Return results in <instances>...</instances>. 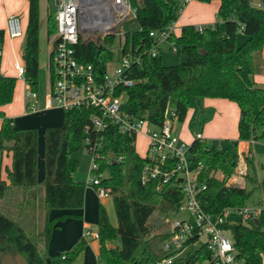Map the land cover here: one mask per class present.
<instances>
[{
    "label": "trees",
    "instance_id": "16d2710c",
    "mask_svg": "<svg viewBox=\"0 0 264 264\" xmlns=\"http://www.w3.org/2000/svg\"><path fill=\"white\" fill-rule=\"evenodd\" d=\"M128 1L136 10L135 18L122 22L117 28L118 32H124L119 38L122 54L130 55L134 61L128 77L137 81L134 87L125 90L127 112L136 119L145 118L150 124L160 126L170 98L175 100L173 109L178 122L184 121L193 99L221 98L235 103L240 112L237 139L227 140L222 151L211 150L205 141L195 139L190 151L195 157L194 163L202 164V177L206 178V190L200 194L203 210L218 215L225 208L244 207L249 193L244 188L227 185L226 180L236 171L238 143L264 139V85L256 84L253 79L264 70V9L255 7L249 0H217V18L223 27L216 22L204 26L201 33L194 26L182 27L178 36H171L170 42L178 48L184 61L178 63V69L169 70L162 67L160 54L151 56L153 40L149 32L173 23L183 8H179L174 0ZM51 8L53 14L48 13L46 18L47 39L56 33V9ZM39 30V0H28L24 78L34 91L39 70ZM239 31L245 36L240 45L236 42ZM4 37L5 31L0 29V40L4 41ZM114 39V35H110L98 41H84L80 36L74 47L76 58L99 72L101 63L112 60L110 48ZM16 81L14 77L0 74V152L8 151L12 155L11 169L7 173L9 182L0 180V201L6 198L8 191L19 189L24 192L25 207L34 204L37 198L38 133L32 128L16 129L13 118L2 111L13 100ZM93 113V109L63 112L61 126L45 131V247L52 230L67 219L61 215L48 220V213L83 207L86 185L72 178L79 164L72 155L82 146L87 136L85 127ZM90 136L101 140L100 155L95 160L97 169H91V173L94 176L107 174L100 185L113 201L117 220V225L112 226L105 209L99 206L96 264H153L168 257L170 254L162 251L160 244L170 237L169 232H164L165 217L177 212L183 201L177 178H170L167 183L158 179L142 183L143 169L150 163L137 154L136 137L118 136L113 125ZM217 172L221 173V180L215 177ZM0 225L7 228L0 231V251L20 254L29 264H45L35 242L30 243L31 257L17 247V237H27L17 220L0 213ZM115 240L118 244H111ZM193 241L190 239L189 243ZM233 242L243 264H261L264 213L258 223L237 224ZM85 246L86 240L80 239L70 251L52 257V264H72ZM140 249V257L136 259ZM207 258L209 253L202 244L193 254H187L174 264H196Z\"/></svg>",
    "mask_w": 264,
    "mask_h": 264
},
{
    "label": "built area",
    "instance_id": "2783aa9c",
    "mask_svg": "<svg viewBox=\"0 0 264 264\" xmlns=\"http://www.w3.org/2000/svg\"><path fill=\"white\" fill-rule=\"evenodd\" d=\"M55 4L56 33L47 39L48 45V87L43 97V108L60 109L63 112L74 109H93L90 122L85 127L87 136L83 140L84 146L92 158V169H97L95 160L99 158L101 140L90 136L99 133L109 125L116 128L118 136H135L142 132L146 138V158L150 165L143 169L141 182L158 179L167 183L176 177L177 186L182 192L183 201L179 210L169 214L168 232L170 237L160 244L162 251L170 255L153 264H174L187 254H193L199 245L204 244L209 258L196 264H243L234 247L233 229L237 224H248L258 221L264 213V207L225 208L218 215L205 212L201 206L200 194L206 190V178L202 177V164L194 163L195 157L190 151L191 144L178 138L174 133V123L177 121L173 108H167L160 126H154L147 119H136L131 116L122 97L125 90L134 87L136 80L130 79L128 73L134 62L130 55L122 54L117 60L116 50L110 48L112 60L119 64L111 76L107 74L105 66L111 62L101 63L100 71L96 72L92 65L79 62L75 55V46L84 33L98 32L97 39L87 38L84 41H98L106 36L114 35L121 39L124 32L117 28L124 21L135 18L136 10L128 0H53ZM193 0H174L179 8H184ZM200 1V0H199ZM57 3V4H56ZM261 7V4L258 5ZM179 12H181L179 10ZM174 23L160 30L149 32L153 40L151 56L159 54V45L169 44L170 51L177 53L178 48L170 42L175 33ZM195 30L203 32L204 26H196ZM5 36L18 39L24 35V28L19 16L12 14L7 18ZM115 43V42H114ZM3 41L0 40V57ZM137 64H140L138 60ZM13 69L18 78L23 79L25 66L21 61H14ZM27 83V82H26ZM119 92V93H118ZM127 98V97H126ZM25 114L36 113L40 110L38 93L27 86L23 93ZM195 139L202 140L201 134ZM103 174L94 176L89 186L99 199H105L107 192L101 187ZM159 188V187H158ZM183 211L186 215L175 220L173 214ZM86 227V236L98 239V233H92ZM190 239H194L189 243ZM62 258H64L62 256Z\"/></svg>",
    "mask_w": 264,
    "mask_h": 264
},
{
    "label": "rangeland",
    "instance_id": "374dc122",
    "mask_svg": "<svg viewBox=\"0 0 264 264\" xmlns=\"http://www.w3.org/2000/svg\"><path fill=\"white\" fill-rule=\"evenodd\" d=\"M217 0H212L210 2H202L206 5H210L209 7H214L217 5ZM196 2H201L199 0H193L192 2H190V4L192 3H196ZM190 4L186 5V7L183 8V10L185 8H187L188 6H190ZM252 4L257 7L260 8L258 5L262 4L263 6L261 8L264 9V0H253ZM55 8V4L53 0H39V15H40V30H39V56H38V61H39V70H38V74H37V88H36V92L38 93L39 99H40V103L39 106L40 108H43V97L45 96V94L47 93V87H48V45H47V36H46V18H47V14L50 13L51 15L53 14V10L52 8ZM180 14V13H179ZM178 14V16H179ZM16 15V14H15ZM17 16H19L20 20H21V24L24 27V17H22V15L18 14ZM178 16L175 18L174 22H176V20L178 21ZM214 17H215V22H219V26L222 28L223 25L222 23L218 20L217 18V12L214 13ZM212 23H207L204 25H211L214 24ZM201 24V21L196 19L194 22V25H198ZM196 27V26H194ZM98 32H87L84 33L83 36L81 35V38L87 39V38H92V39H97L98 37ZM6 37V36H5ZM236 42L238 45L242 44L245 41V36L242 34L241 31H239L237 33V37H236ZM119 46V39L115 40V43L113 45V49L116 50ZM25 52V47H23V50H21L22 55ZM19 52V55L21 54ZM159 54L161 56V64L162 67L164 69H178V63L179 62H183L184 61V57L183 55L178 51L177 53H172L170 51V45L169 44H161L159 45ZM22 56H20L21 58ZM23 60V58H22ZM0 72L2 75L4 76H8V75H13L14 71H13V67H12V63L14 61V57L11 55H4L2 56L1 60H0ZM119 67V64L116 61H111L109 62L106 66L105 69L107 71V74L109 76L112 75V73L115 71L116 68ZM27 86V83L25 81V78L23 79H17L16 81V86L14 89V95H13V99L15 97V102H18L22 99L23 97V93L24 90ZM122 101L126 102V97L123 96L122 97ZM175 104V100L174 98H170L169 99V108H173ZM191 109H193V114L191 115L190 119H186V121L184 122H178L176 121L174 123L175 126V132L173 130V133L180 138L181 140H183L184 142L188 143L190 142V140H184L182 139L179 135L184 131L187 130V135L189 136V138L191 139L192 137L195 138L196 134H202L203 135V131H200V128L195 126V121L199 118V120L203 123V119L204 117L199 116V107L197 105V103L192 100L191 101ZM200 107L202 109H204L203 104L200 103ZM60 110V109H58ZM208 112H210V109H205V111L203 112V115H205V120L208 117ZM62 117H63V111L60 110L59 113L57 115H55V117H52V119H55L54 122L58 123V125L60 124L61 126V122H62ZM190 121V123H189ZM205 123V121H204ZM203 123V125H204ZM206 124V123H205ZM59 126V127H60ZM203 127V126H202ZM186 128V129H185ZM232 130V127H231ZM235 133V131H234ZM232 135V134H231ZM41 138V133L39 132V139ZM38 139V140H39ZM205 142L207 144V146L211 149V150H215V151H222L225 148V144H226V140L223 139H211L209 137H205ZM229 141H233V140H229ZM235 141V139H234ZM145 144H146V138L143 135L142 132L138 133L136 135V140H135V150L139 155H143L145 152ZM247 151H249V153L251 154V157L246 158L245 160V165L247 166V168L245 169V173L244 170L240 173L237 174L235 171V174L232 175V177L230 179L226 180L227 185H231V186H237V187H241L244 188L248 193H249V198L245 203V206L248 207H260L263 206L264 207V200H263V192H264V139H260L256 142H251L249 141V144L247 145H240L238 148V152H237V157L238 155L242 152L246 153ZM3 152H8V151H3ZM72 159L73 160H77L78 161V168L77 171L73 174L72 178L75 182H79V183H83L86 185V191H87V196H89V200L92 201V196L96 193H94L95 191L93 190L94 188H92L91 186H89V181L94 177V175H92L91 173V169H92V158L90 153L87 151V148L84 146V144L82 143V146L80 147V149L74 153L72 155ZM238 159V158H237ZM238 165V164H237ZM237 169V167H236ZM104 177L107 176V174L104 172ZM215 177L217 179H222V175L220 172H217L215 174ZM41 189V187H40ZM15 190H18V192L20 193V195L18 194V192H13ZM88 190H92V191H88ZM8 191V194L6 196V198L0 202V213H2L3 215H8L10 216L12 219L17 220L21 226L24 229V233L26 234L27 237L23 236V235H19V237H17L16 239V245L19 249H21L22 251H24L29 257L32 256V246L30 243L35 242L36 243V249L40 250V252L42 251L44 256L43 259L46 262L48 260V262H50L51 257L48 254V249L42 248L43 246V230H44V223L46 220V210L44 209V203L42 201L41 195H42V191L37 189V198L35 200V203L32 205H28L24 207L23 204V200L25 198L24 192L19 190V189H13ZM39 199V200H38ZM106 207H107V215H108V219L111 225L116 226L117 225V220H116V216H115V210H114V204L111 198H106ZM52 216H60L63 214H57L60 212V210H54L51 211ZM186 215L185 212L180 211L177 214H173L172 218L175 220H179L181 218H183ZM156 217V215L154 216ZM170 218V216L165 217L164 221H165V231L164 232H168L169 228H168V223H167V219ZM5 227H2L0 225V231H6ZM92 230V232H96L97 231V227L92 225L91 228H89ZM87 231V229H86ZM229 234L233 233V229L229 230ZM87 241V245L85 247H88V245L94 241V239L92 238V236H86L84 237ZM111 244L117 245L118 242L117 240H115V242H111ZM86 248H84L83 251H85ZM140 250H138V252L135 255L136 259H139L140 257ZM65 253V252H64ZM10 254V253H9ZM96 263V258H95V254L93 249L90 247V249H87L84 253L80 254V256L75 259L73 261L72 264H95ZM127 264H132V263H127ZM261 264H264V250L262 253V259H261Z\"/></svg>",
    "mask_w": 264,
    "mask_h": 264
},
{
    "label": "crops",
    "instance_id": "0c3cea01",
    "mask_svg": "<svg viewBox=\"0 0 264 264\" xmlns=\"http://www.w3.org/2000/svg\"><path fill=\"white\" fill-rule=\"evenodd\" d=\"M216 2L217 5L214 7H209L210 5H206L202 2L199 3L196 2L192 4L189 3L190 6H188L184 10L182 9V11L178 16V21L176 20V22L174 23L175 33L179 35L182 27L184 26H198V25H194L196 19L201 21V24H199V26H206L204 24L212 23V22L214 23L215 22L214 13H216L219 8V2L218 1ZM262 6L263 5L261 4V7ZM12 14H16V15L20 14L22 15V17H24L23 18L24 28L26 30L27 22H28V0H0V29L5 30L7 18ZM25 42H26L25 33L21 38L18 39H9L7 37H4L1 58L3 54L11 55L14 57V61H21L24 64L22 60L23 55L21 53V50H23V47H25ZM19 52L21 53L20 55ZM20 56L22 57L20 58ZM263 61H264V54H263ZM8 77H14L16 78V80L20 79L17 77L15 71L13 75H8ZM253 79L256 84L264 85V70L259 75H255ZM193 100L197 103L199 107V112H198L199 116L202 115V117H204L203 123L204 121L206 123V124L204 123L203 125V123L199 120V118L195 121V126L200 128V131H203V135L200 133L202 135L203 141L206 140L205 137H209L211 139H223L226 141L230 139L234 141V139L235 140L237 139L238 137L237 125L240 117V112L238 106L235 103L221 98H199L198 100L196 99ZM200 103L203 104L204 109L200 107ZM190 107L185 117L186 119L187 118L190 119L191 115L193 114V109H191ZM205 109L208 110L210 109V112H208V117L206 120H205L206 114L203 115ZM2 111L7 117L13 118V124L16 129H29V128L36 129L38 133V139H39V132L41 133V138L37 142L36 171H37V189L38 191L39 190L42 191L41 198L43 201L44 199L43 181L45 178V159H44L45 131L48 128H56L60 126V124L58 125V123L54 122L55 119H52V117H55V115H57L60 110L58 109L45 110L44 108H40V110L37 111L36 113L25 114L23 97L18 102H15V97H14V99L9 105L2 108ZM186 119H184V122L186 121ZM0 126H1V119H0ZM173 130L175 132V126ZM179 136L184 140H190L188 144H192V142L195 140V138L193 137L191 139L189 138V136L187 135V130H184ZM247 144H249V141L239 142L238 148L240 145H247ZM238 148H237V152H238ZM145 153H146V144H145L144 154L143 155H139L138 153L137 154L141 157H144ZM250 155L251 154L249 153V151H247L246 153L242 152L241 155L240 154L238 155L237 157L238 165L236 169L237 174H240L243 170L245 173V169L247 168V166L245 165V161H246L245 159L251 157ZM11 162H12V155L10 152H0V180L5 181L7 184L9 182L7 173L11 169ZM88 191H92V190H88ZM13 192H18V190H15ZM18 194L20 195L19 192ZM88 198L89 196H87V191L85 189L84 204L81 209L60 210V212L57 213L60 214L63 212L62 215H65L67 219H65L63 222H59V227L52 230L51 237L47 247L44 246V242H43L42 248L48 249L49 256L56 257L60 254L63 255L64 252L66 253L70 251L72 247L80 239H85L84 237H86V227L89 226L91 228L92 225L97 227L99 206H102L107 213L106 198L99 199L96 194L92 196V201L89 200ZM52 213L53 212L51 211L48 213V220H53L61 216V215L52 216ZM73 216H76L77 218L76 219L68 218ZM86 245H87V241H86ZM90 247L93 249L96 258L99 251L98 240L94 239V241L91 242L88 245V247L85 248L87 250L90 249ZM37 251L43 258L44 256L43 252L42 251L40 252V250ZM85 251H82L80 254L84 253ZM80 254L78 255V257L80 256ZM44 263L52 264L51 260L50 262H48V260L46 262L44 261Z\"/></svg>",
    "mask_w": 264,
    "mask_h": 264
},
{
    "label": "water",
    "instance_id": "95a60500",
    "mask_svg": "<svg viewBox=\"0 0 264 264\" xmlns=\"http://www.w3.org/2000/svg\"><path fill=\"white\" fill-rule=\"evenodd\" d=\"M249 2L252 3V0H249ZM116 54H117V58L116 59L119 60V58H120V49L116 50ZM202 54H204V51L202 52ZM110 157H112V155ZM255 222L258 223L257 220ZM0 264H29V263L20 254L11 255L9 253H2L0 251Z\"/></svg>",
    "mask_w": 264,
    "mask_h": 264
},
{
    "label": "flooded vegetation",
    "instance_id": "af4514ba",
    "mask_svg": "<svg viewBox=\"0 0 264 264\" xmlns=\"http://www.w3.org/2000/svg\"><path fill=\"white\" fill-rule=\"evenodd\" d=\"M2 252V251H1ZM2 253H6V252H2Z\"/></svg>",
    "mask_w": 264,
    "mask_h": 264
}]
</instances>
